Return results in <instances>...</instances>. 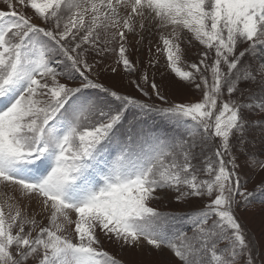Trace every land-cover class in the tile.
I'll return each mask as SVG.
<instances>
[{"label": "snow or ice", "instance_id": "1", "mask_svg": "<svg viewBox=\"0 0 264 264\" xmlns=\"http://www.w3.org/2000/svg\"><path fill=\"white\" fill-rule=\"evenodd\" d=\"M3 3L9 11H0V103L7 101L0 107V185L11 186L16 195L0 204V264H117L101 249V234L123 247L144 241L157 251L168 249L177 264H239L241 257L246 258L245 264H255L232 212L236 197L248 200L251 196L239 191L232 141L237 151H245L251 127L246 115L264 114V102H224L222 96L239 98L246 91L243 84H264V0ZM17 5L31 10L33 17L18 12ZM33 18L46 27L34 25ZM145 20L167 32L160 40L168 67L198 91L203 86L200 102L149 108L89 79L87 74L96 65L88 64L86 54L104 55L116 51L112 47L116 44L117 64L126 72L134 71L126 55L127 34H139L137 27L143 31ZM183 32L207 50L198 64L188 66L191 72L178 67L183 63L181 45L187 42ZM242 44L247 47L237 52ZM53 53L61 55L68 62L65 66L83 79L81 87L60 82L64 73L51 66ZM142 81L157 100L167 103L147 75ZM132 83L147 95L136 81ZM87 89L103 94L108 102L81 99L80 93ZM131 109L138 112L128 121V143L101 174L97 186L89 175L105 147L119 139L117 134ZM148 112L177 122L191 121L195 128L189 126L185 138L171 148L157 145L144 158L134 157L131 133L139 116ZM196 136L201 144L220 142L214 159L204 162L203 172L210 180L197 179L193 169ZM187 139L192 142L186 143ZM47 161L51 167L46 175H32L33 166ZM257 164L264 170V161L255 158L250 166ZM162 190L176 192L182 199L215 194L195 215L192 235L173 237L164 230L163 217L148 206ZM33 199L39 211L29 216L16 201ZM38 216L47 218V227L40 225ZM67 226H73L72 239L64 234Z\"/></svg>", "mask_w": 264, "mask_h": 264}, {"label": "rangeland", "instance_id": "2", "mask_svg": "<svg viewBox=\"0 0 264 264\" xmlns=\"http://www.w3.org/2000/svg\"><path fill=\"white\" fill-rule=\"evenodd\" d=\"M16 10L26 17H33L31 10H25L18 5ZM0 11H9L3 0H0ZM32 23L38 27H46L36 18L32 19ZM144 26L143 31L137 27V32H140V34H127L126 47L128 51L126 55L132 63L134 71L126 72L122 66L117 64L119 45L116 44L112 46L116 51H110L104 55H97L95 52H88L86 54L88 64L96 65L94 70L87 74L89 79L93 83L115 91L119 95L135 100L138 104H146L149 108H168L175 104L190 105L200 102L203 97V86L198 91L195 85H189L180 81L168 67L167 59L162 52L160 40L161 35H167V32L158 31V25L151 20H145ZM48 30H52V28L48 27ZM181 35L183 40L187 42L181 45L184 53L183 63L178 65V67L182 71L191 72L192 69L188 66L198 64L200 57L207 50L195 40H192L191 36H189L190 34L187 32H183ZM40 39L55 48V45H52L46 38L41 37ZM145 43L146 45H144ZM66 46L70 47V45ZM144 46H146L147 50ZM246 47L247 45L242 44L237 52L243 51ZM57 53L51 55L50 63L52 67L64 73V78H61L60 82L72 88L81 87L83 79L78 74L73 73L70 66L66 67L65 65L68 62L63 61V57ZM57 61H63V63H57ZM245 62L247 63V60ZM208 63L210 64L211 60ZM114 68L116 69L115 73H113ZM145 75L148 77L149 84H155L159 88L160 94L167 103L157 100L149 85L143 83L142 77ZM204 76L210 80L207 72H204ZM132 81H136L147 95H143L137 91ZM241 87L246 90L244 96L237 98L236 96L229 97L224 94L222 96L223 101L228 102L230 99L233 101L239 99L241 102H264V84L247 83ZM80 98L99 99L101 103L105 104L108 102L103 94L93 89L84 90L80 93ZM6 103L7 101L0 103V107H3ZM219 108L220 104L218 102L217 114ZM137 112V109H131L127 113L124 126L120 128L117 134L119 139L114 140L105 147L100 162L90 173L89 179L96 182L97 186L100 183L99 178L101 174L107 172L111 164L125 149V145L128 143V121L136 117ZM246 119L251 122V127L247 132L245 151L242 153L236 150L235 140L232 141V144L233 157L239 165V168L234 169L239 177V191L249 193L251 196L248 200L236 197V203L232 207V212L244 233L250 249V255L254 259L255 264H264V170H261L258 164L250 166L253 158L264 161V114L257 112L252 115H246ZM189 126L194 130L195 126L191 121L177 122L165 119L155 112L141 114L131 133V151L134 157L138 154L141 158H144L145 153L152 152L156 149L157 145L171 148L185 138L186 133L189 132ZM194 138L198 146L194 149L193 153V169L197 179L210 180L211 177L205 175L203 172L205 167L204 162L208 161L210 157L214 159L213 153L218 150L220 142L218 140H211L208 143L201 144L199 136ZM191 142V139L186 140V143L190 144ZM50 167V161L39 162L38 166H33L34 171L32 175H46ZM184 191L187 190L184 189ZM14 195L16 193L11 186L0 185V204H4L9 196ZM154 195L155 198L149 202L148 206L163 217L162 226L173 237L177 233L192 235V225L195 215L201 213L204 210V206L211 203L215 198L214 194L211 198L204 196L198 199L192 197L182 199L178 193L168 190L159 191ZM16 203L21 210L27 209L29 216L39 211V206L35 199L31 202L17 200ZM31 203H34L37 208L33 209ZM37 220L42 227L48 226L46 217L38 216ZM211 223L212 221H209V224ZM72 227L67 226V230L64 233L68 235L69 239H72ZM99 239L101 249L113 257L117 261V264H177V261L174 260L172 253L168 249L161 248L157 251L148 246L144 241H141L135 247H123L115 241H109L102 234ZM220 247L224 248L225 245L221 244ZM245 260V257H241L239 264H245ZM36 264H38V261Z\"/></svg>", "mask_w": 264, "mask_h": 264}, {"label": "bare ground", "instance_id": "3", "mask_svg": "<svg viewBox=\"0 0 264 264\" xmlns=\"http://www.w3.org/2000/svg\"><path fill=\"white\" fill-rule=\"evenodd\" d=\"M148 22V21H147ZM154 23V22H153ZM145 27V26H144ZM152 27V26H151ZM139 28V27H138ZM151 30H152V28H151ZM139 34H140V32H139ZM129 35H131V34H129ZM190 36V35H189ZM129 37V36H128ZM146 38V37H145ZM144 38V39H145ZM149 38H151V37H149ZM133 44V43H132ZM144 45H146V43L144 44ZM158 46V45H157ZM137 47V46H136ZM145 48H146V46H144ZM131 48V47H130ZM153 48V47H152ZM162 48V47H161ZM160 48V49H161ZM154 49V48H153ZM156 49V48H155ZM146 50H147V48H146ZM132 51V50H131ZM150 51V50H149ZM135 52V51H134ZM144 52H145V50H144ZM147 53V52H146ZM35 203V202H34ZM34 203H31V205H32V208L33 209H36L37 207L35 206L36 205V203H35V205H34Z\"/></svg>", "mask_w": 264, "mask_h": 264}]
</instances>
